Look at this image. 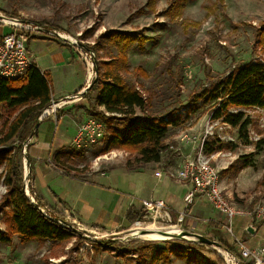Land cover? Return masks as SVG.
I'll return each instance as SVG.
<instances>
[{"label":"rangeland","instance_id":"374dc122","mask_svg":"<svg viewBox=\"0 0 264 264\" xmlns=\"http://www.w3.org/2000/svg\"><path fill=\"white\" fill-rule=\"evenodd\" d=\"M170 1L157 0L153 11L143 13L147 0H0V15L6 18L5 14L14 13L22 25L44 23L48 30L67 34L83 46L93 44L104 31L117 30L146 36L148 40L142 51L135 43L128 47L127 70L122 75L128 84L135 86L147 98L148 112L164 119L174 118L165 140L166 153L170 152L168 145L176 147L177 136L184 134L194 140L193 146H197L203 140L207 124L213 125L204 144L220 146L211 153V162L218 166L223 185L233 192L234 199L236 192L242 194L241 204L246 205L251 200L264 206V109L230 110L242 111L251 120L244 140L238 138L236 128L211 120V107L203 106L202 101L196 105L193 102L197 94L211 88L212 78L227 75L245 63L264 64V41L263 49L257 43V28L264 21V0H223L222 4L218 0H186L180 15L173 19L164 14ZM208 8H212L213 13H208ZM4 18H0L1 27L12 31ZM188 22H197L198 26L185 28ZM21 32L26 37L30 34ZM113 53L115 50L106 45L100 54L105 58ZM135 67H140L144 75L133 71ZM90 112L89 116H94ZM136 114L141 115V112L136 109ZM105 115L108 116L107 113ZM104 124L107 136L112 128ZM104 143L105 138L90 151H81L82 155L73 159L76 168L84 172L94 169L101 174L116 168L128 171L142 168L130 170L125 167L126 160L133 157L125 150L111 149L101 153ZM65 148L75 147L71 141ZM20 165L23 176L22 158ZM141 174L132 175L134 180L130 179L131 183L127 180L120 183V190L130 192L131 187L139 186V182L142 185ZM4 192L5 188L0 184V197ZM140 194L135 193L134 196L139 198ZM138 198L132 201L138 205L137 208H130L126 214L127 227L117 231L106 232L70 222L89 240L83 241L77 251L67 253L73 239L67 244L22 242L15 235L9 244L0 243V264H149L159 248L174 247L187 252H168L167 258L160 253L158 264H219L218 261H222L219 247L198 243L189 239V235L187 238H183L184 235L174 237L159 233V229H143L146 223L153 224L155 228L166 224L151 221L143 224ZM4 221L5 216L0 213L1 231L5 228ZM211 227L218 230L217 226ZM181 228L186 234H200L219 243L223 241L218 234ZM164 230L168 232L171 228L165 227ZM223 230L222 237L229 238V233ZM91 240L98 243L93 245ZM101 244H108L107 248Z\"/></svg>","mask_w":264,"mask_h":264},{"label":"trees","instance_id":"16d2710c","mask_svg":"<svg viewBox=\"0 0 264 264\" xmlns=\"http://www.w3.org/2000/svg\"><path fill=\"white\" fill-rule=\"evenodd\" d=\"M156 1L147 0L146 9L142 12L153 11ZM185 1L171 0L164 11L167 18L178 17ZM222 1L218 0L220 4ZM207 12L213 13V9L208 8ZM5 15L17 18L14 13ZM184 26L197 27L198 23L188 22ZM147 40L144 35L134 36L112 30L99 34L93 44L84 45L87 50L94 53L97 61L96 77L86 91V94L96 93L90 114L94 113L93 117L102 119L112 128L105 136V143L100 152L105 153L111 149L127 151L133 156L125 163V167L130 170L160 162L161 155L167 148L165 140L168 128L175 121L174 118L164 119L148 112L147 98H144L135 86L128 84L122 75L123 71L127 70L128 47L135 43L142 51ZM263 41L264 21L260 22L257 28V43L261 49H263ZM106 45L113 48L115 53L103 58L100 53ZM133 71L144 75L140 67H135ZM210 82L212 86L209 90H204L194 97V105L202 101L203 106L211 107V120H219L236 128L238 138L245 140L251 120L242 111L230 112V110L264 109V64L245 63L231 70L227 75L212 78ZM51 101L49 77L34 65L16 78L6 79L0 76V184L5 188V192L0 197V213L5 216V228L3 231L0 230V243L9 244L15 235L22 242L51 241L56 244H67L73 239L67 252L69 254L77 251L87 239L80 232L62 226L58 223V218L46 217L39 209L41 207L39 203L34 205L30 201L23 189L20 165L21 142L25 139L24 136H20L22 130L28 123L36 121ZM136 109L141 115L136 114ZM17 139L19 142L15 143ZM218 149L220 146H214L213 143L203 145L205 154H211ZM81 155L82 152L75 148H63L54 152L52 162L65 175L81 178L78 174L84 171L76 168L73 163V159ZM94 243L98 242H91L95 245ZM101 245L107 248L108 244ZM168 252L177 254L187 250L176 247L159 248L149 264H158L160 253L167 258ZM218 263L223 264L221 260Z\"/></svg>","mask_w":264,"mask_h":264},{"label":"crops","instance_id":"0c3cea01","mask_svg":"<svg viewBox=\"0 0 264 264\" xmlns=\"http://www.w3.org/2000/svg\"><path fill=\"white\" fill-rule=\"evenodd\" d=\"M6 32L8 31L0 25V34ZM26 47L32 55L34 66L49 77L52 100L57 101L75 95L91 83L92 79L89 77L83 58L67 42L51 36L30 33L26 39ZM95 96V92L87 94L85 92L79 100L69 101L55 114L44 116L40 120L37 118L22 130L21 135L25 137L23 142L30 140L26 159L30 175L29 187L35 194L36 202L52 216L63 218L61 220L67 223L76 222L82 226L114 232L127 227V212L130 208L138 206L132 202L134 198H138L134 194L141 193L138 198L139 213L140 211L142 213L143 200H162L170 208L173 222L178 223L177 216L184 209L183 199L191 184L177 180L170 172L180 161V154L188 155L194 152L195 148L191 143L182 144L178 139L179 136L176 145L181 151L180 154L174 151L164 152L166 156L161 155L159 163L146 164L138 171L116 168L101 174L93 169L79 173L81 178H73L54 166L52 155L70 144L77 123L89 117ZM18 142L19 139L15 140V143ZM144 170L147 172L145 173ZM157 171L161 172L160 176H155ZM139 173H142V185L139 182V186L134 189L131 187L130 192L120 190V183L125 180L131 183V180H134L132 175ZM220 183L224 193L238 207L249 210L259 203H252L249 200L246 205L241 204L239 199L242 194L236 192L234 199L233 192L227 190L222 180ZM105 194L107 197H104ZM222 223L221 215L201 199L196 200L188 208L185 219L179 222L184 228L193 232L218 234L219 239L223 240L224 248L235 250L231 236L222 237L224 231ZM249 225L256 228L252 235L246 232ZM211 226H217L218 230ZM232 231L248 246H264V223L255 225L249 218L238 216L232 221ZM254 239L256 240L253 241Z\"/></svg>","mask_w":264,"mask_h":264},{"label":"built area","instance_id":"2783aa9c","mask_svg":"<svg viewBox=\"0 0 264 264\" xmlns=\"http://www.w3.org/2000/svg\"><path fill=\"white\" fill-rule=\"evenodd\" d=\"M18 22L8 23L13 30L0 34V76L3 78H16L21 76L25 70L34 65L32 55L29 53L26 47V35L21 30L58 38L53 33L58 34L61 37L66 38L67 43L71 45L78 54L83 58L85 66L89 71L90 79L94 77V67L92 63L93 53L87 50H83L77 45V41L71 36L64 34L56 30H48L43 24L26 23L22 25ZM63 35H67L63 36ZM63 41V40H62ZM66 42V41H64ZM90 83L86 86H89ZM86 88H83L75 95L68 96L66 98L54 101L48 105L46 109L39 115L38 120L44 116L55 114L57 110L61 109L65 104L72 100H79L83 95ZM213 125L207 124L203 140L194 148V152L188 155H181L180 149L174 145H168L170 151L180 154L181 159L175 167L171 169V174L180 181L189 182L191 188L185 194L183 202L184 209L178 213V223L173 222L171 210L167 204L162 200H143L142 201V223L145 221H151L152 223L166 224V226H160L158 232H162L165 227L174 228L177 233L183 231L181 223L186 215L188 208L194 204L196 200H205L210 208L217 212L222 217L223 228L229 233L235 245V250H229L227 248H220L219 253L222 258L223 264H264V246H248L246 243L236 237L232 231V221L238 216H245L250 221L257 225L264 223V206L261 203H257L253 208L246 210L238 207L232 199H230L225 193L220 183L219 168L215 163L211 162L212 155L205 154L203 151L204 139L208 133H210ZM105 138V124L99 118L89 116L81 121L75 130L72 137V144L75 149L88 152L91 148L101 143ZM182 144L192 143L194 140L188 135H182L179 137ZM29 139L21 143V154L23 159V189L25 195L30 199L32 203H37L35 200V194L30 191V177L27 169V146ZM166 152V149L165 151ZM161 172H155V176H160ZM41 212L48 218L51 216L45 209L39 207ZM62 226L67 227L64 223L59 222ZM77 231L78 229L73 226ZM79 232V231H78Z\"/></svg>","mask_w":264,"mask_h":264},{"label":"water","instance_id":"95a60500","mask_svg":"<svg viewBox=\"0 0 264 264\" xmlns=\"http://www.w3.org/2000/svg\"><path fill=\"white\" fill-rule=\"evenodd\" d=\"M0 18H4V16L0 15ZM6 19H8V20H15V18H8V17H6ZM17 21H18V20H17ZM53 35L56 36V37L61 38L63 41H66V42L68 41L66 38L61 37V36H59V35L56 34V33H53ZM77 45H78L80 48H83V49L85 48V46H83L82 44H80V43H78V42H77ZM84 50H87V49L85 48ZM87 51L92 52V51H90V50H87ZM92 53H93V52H92ZM92 63H93V67H94V79H95V77H96V73H97V65H96V59H95V57H94V53H93V56H92ZM91 83H92V82H91ZM91 83H90L89 86L85 89L84 92L87 91V89L90 87ZM33 204H34V205H37V203H33ZM58 221L64 223V224H65L67 227H69L70 229H73L74 231L78 232L75 228H73V226H72L71 224L65 222L64 220L59 219ZM255 230H256V228H254L252 225H249L248 228L246 229V232H247L248 234L252 235V234L255 232ZM160 233H161V234H166L167 232L162 231V232H160ZM183 235H184V236H183ZM187 235L190 236L189 239H192L193 241H196V242H198V243H201V244H207V245H212V246L220 247V248H224L223 245H222L221 243L216 242V241H212V240H210V239H208V238H206V237H204V236H202V235H200V234H189V233L186 234L185 232H180V233H178V234H177V233H176V234H171V236H174V237L183 236V237H185V238H187ZM83 237H84V236H83ZM84 238H87V237H84ZM91 241H93V240H91Z\"/></svg>","mask_w":264,"mask_h":264},{"label":"bare ground","instance_id":"6f19581e","mask_svg":"<svg viewBox=\"0 0 264 264\" xmlns=\"http://www.w3.org/2000/svg\"><path fill=\"white\" fill-rule=\"evenodd\" d=\"M3 21L4 22H7V23H10V22H13V23H15V24H18V22H16V21H13V20H8V19H6V18H4L3 19ZM64 36H66V37H68L67 35H64ZM69 38V37H68ZM140 223V222H139ZM137 225H138V223H137ZM162 228V227H161ZM143 229H146V230H154V229H160V228H155L154 227V225L153 224H147L146 223V225L144 224V227H143ZM168 234H176L177 233V231L173 228H171V230H169L168 232H167ZM184 238V237H183ZM218 251V250H217Z\"/></svg>","mask_w":264,"mask_h":264}]
</instances>
